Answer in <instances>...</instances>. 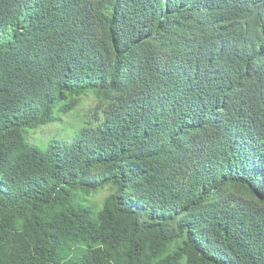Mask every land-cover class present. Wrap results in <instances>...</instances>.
I'll return each mask as SVG.
<instances>
[{"label":"trees","instance_id":"trees-1","mask_svg":"<svg viewBox=\"0 0 264 264\" xmlns=\"http://www.w3.org/2000/svg\"><path fill=\"white\" fill-rule=\"evenodd\" d=\"M0 264H264V0H0Z\"/></svg>","mask_w":264,"mask_h":264},{"label":"rangeland","instance_id":"rangeland-1","mask_svg":"<svg viewBox=\"0 0 264 264\" xmlns=\"http://www.w3.org/2000/svg\"><path fill=\"white\" fill-rule=\"evenodd\" d=\"M91 102V103H90ZM88 103V108L90 109L94 108L96 105L95 100L93 97H90V101ZM92 104V105H91ZM81 110H79L77 113H70V115L62 114V121L51 124L49 126H45L43 128H40L38 130H34L31 133V140L33 143L39 145L42 148L47 147L49 145L50 140L54 137H64L69 138L71 136V132L78 128V125L81 123V119L83 112H85L86 107H81ZM82 115H81V114ZM109 194V190H104L96 194L95 198L97 200H103L105 199Z\"/></svg>","mask_w":264,"mask_h":264}]
</instances>
